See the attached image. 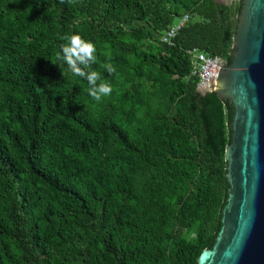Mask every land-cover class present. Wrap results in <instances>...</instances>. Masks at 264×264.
Listing matches in <instances>:
<instances>
[{
	"label": "trees",
	"instance_id": "1",
	"mask_svg": "<svg viewBox=\"0 0 264 264\" xmlns=\"http://www.w3.org/2000/svg\"><path fill=\"white\" fill-rule=\"evenodd\" d=\"M239 4L0 0V264H197L212 248L229 114L187 51L230 64ZM72 34L96 46L100 102L54 64Z\"/></svg>",
	"mask_w": 264,
	"mask_h": 264
},
{
	"label": "water",
	"instance_id": "2",
	"mask_svg": "<svg viewBox=\"0 0 264 264\" xmlns=\"http://www.w3.org/2000/svg\"><path fill=\"white\" fill-rule=\"evenodd\" d=\"M231 57L217 91L198 90L226 106L229 145L220 228L197 264H264V0H240Z\"/></svg>",
	"mask_w": 264,
	"mask_h": 264
},
{
	"label": "clouds",
	"instance_id": "3",
	"mask_svg": "<svg viewBox=\"0 0 264 264\" xmlns=\"http://www.w3.org/2000/svg\"><path fill=\"white\" fill-rule=\"evenodd\" d=\"M66 42L60 46L57 53V61L61 73L62 64H66L70 72L87 81L89 85L88 95L96 102H100L103 97L111 95L113 89L109 83L98 81L101 76L98 72L90 70L96 59V46L93 42L84 40L78 34H72L63 38ZM105 70L111 75L115 72V68L110 64L104 65Z\"/></svg>",
	"mask_w": 264,
	"mask_h": 264
},
{
	"label": "built area",
	"instance_id": "4",
	"mask_svg": "<svg viewBox=\"0 0 264 264\" xmlns=\"http://www.w3.org/2000/svg\"><path fill=\"white\" fill-rule=\"evenodd\" d=\"M188 17H183L181 20L171 25L160 37V42L171 45L177 32L186 24ZM191 63V75L196 76L199 80L197 89L206 90L213 85L219 75L220 69L226 64L217 57H209L204 52L198 49L187 51Z\"/></svg>",
	"mask_w": 264,
	"mask_h": 264
},
{
	"label": "rangeland",
	"instance_id": "5",
	"mask_svg": "<svg viewBox=\"0 0 264 264\" xmlns=\"http://www.w3.org/2000/svg\"><path fill=\"white\" fill-rule=\"evenodd\" d=\"M235 1H237V0H217V2H218L219 4H222V5H230V4H232L233 2H235Z\"/></svg>",
	"mask_w": 264,
	"mask_h": 264
},
{
	"label": "bare ground",
	"instance_id": "6",
	"mask_svg": "<svg viewBox=\"0 0 264 264\" xmlns=\"http://www.w3.org/2000/svg\"><path fill=\"white\" fill-rule=\"evenodd\" d=\"M211 89L217 91V82H215V83L211 86Z\"/></svg>",
	"mask_w": 264,
	"mask_h": 264
}]
</instances>
